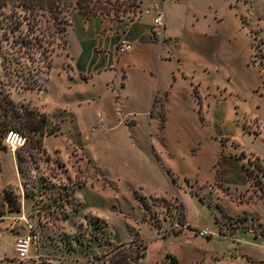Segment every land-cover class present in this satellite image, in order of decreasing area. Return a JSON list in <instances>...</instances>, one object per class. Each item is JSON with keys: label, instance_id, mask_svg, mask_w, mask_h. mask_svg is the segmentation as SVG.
<instances>
[{"label": "crops", "instance_id": "crops-1", "mask_svg": "<svg viewBox=\"0 0 264 264\" xmlns=\"http://www.w3.org/2000/svg\"><path fill=\"white\" fill-rule=\"evenodd\" d=\"M157 2L165 8L160 47L152 15L126 22L74 13L66 54L53 57L44 88L16 92V103L46 115L43 149L73 187L63 225L72 235L86 222L96 227L94 262L103 264H116L111 248L135 242L137 264H264V198L245 172L247 157L264 160V69L253 62L264 8L247 0H140L139 8ZM122 38L132 51L117 52ZM71 144L89 162L82 184ZM121 187L139 220L123 219L116 241L115 208L104 207ZM171 198L189 228L170 229L162 206ZM203 228L207 238L195 234ZM65 245L59 264L74 254Z\"/></svg>", "mask_w": 264, "mask_h": 264}, {"label": "rangeland", "instance_id": "rangeland-1", "mask_svg": "<svg viewBox=\"0 0 264 264\" xmlns=\"http://www.w3.org/2000/svg\"><path fill=\"white\" fill-rule=\"evenodd\" d=\"M247 1L256 11H263L264 0ZM111 4L110 15L98 17L126 22L141 17L140 0H112ZM65 54L66 49L59 57ZM253 62L264 69L262 37L254 42ZM4 90L8 89L4 87ZM34 90L38 89L11 90L10 98L16 103V92L29 93ZM38 120L36 119L34 123ZM12 132L25 137L26 145L16 152H12L6 146L4 151H0V264H59L54 259L62 258L61 251L66 246L65 242L71 243L70 249L74 252L70 257V264H103L101 261L94 262L96 254L92 246L102 234L96 230V227L86 222L88 226H78V234L72 235L63 225V220L68 216L65 206L72 200L73 187L67 180L60 163L51 159L45 152L43 142L41 150H32L28 146L27 134L17 130ZM53 143L52 139L47 140L48 146ZM17 156L22 159L20 166ZM126 193L127 188L121 187L116 202L106 204L104 207L105 212H111L113 206L115 208L110 222L116 241L124 239L127 231L125 218L130 225H134V222L139 220L137 208L129 203V196ZM119 213H122L124 218ZM20 237L31 239L28 259L24 261L18 260L14 251L15 241ZM78 243L82 245L81 248ZM110 250L111 253L107 256L109 260L112 262L118 260L117 250L114 247ZM87 259L92 262L87 263ZM128 264L135 263L131 261Z\"/></svg>", "mask_w": 264, "mask_h": 264}, {"label": "trees", "instance_id": "trees-1", "mask_svg": "<svg viewBox=\"0 0 264 264\" xmlns=\"http://www.w3.org/2000/svg\"><path fill=\"white\" fill-rule=\"evenodd\" d=\"M112 0H0V151L9 132L29 137L30 149H42L46 115L24 103H15L11 90H41L48 79L53 57L67 46L70 18L108 16ZM6 87L8 90H4ZM36 119L38 122L34 123ZM20 166L22 159L17 156ZM116 264H137L142 244L116 247ZM141 250V251H140Z\"/></svg>", "mask_w": 264, "mask_h": 264}, {"label": "built area", "instance_id": "built-area-1", "mask_svg": "<svg viewBox=\"0 0 264 264\" xmlns=\"http://www.w3.org/2000/svg\"><path fill=\"white\" fill-rule=\"evenodd\" d=\"M140 14L141 16L152 15L150 38L155 44L158 45V47H160L164 42V6L159 2L153 3L149 8L142 10ZM134 46V43L122 38L119 40L117 52L119 54L128 53L133 50ZM254 123V120H251L248 124L251 125ZM4 144L12 152H16L26 145V138L15 132H9L4 139ZM71 148L72 155L76 159L75 164L81 169V173L80 175L78 174L79 178L76 180V183L82 184L84 182V173L90 168L89 162L82 150L72 146V144ZM245 172L248 188L253 189L259 197L264 198V160H260L254 156L247 157L245 163ZM209 190H211V188H209ZM162 209L164 213H168L169 210L171 211V214H168L170 216L169 222L171 230L189 228V225L183 221L180 204L177 198L169 199L167 203L162 206ZM154 223L157 224L158 220H155ZM195 234L198 237L207 238L211 233L209 229L203 228L195 230ZM30 243V237H20L16 239L14 251L18 260L24 261L28 259ZM126 260L130 262L129 258Z\"/></svg>", "mask_w": 264, "mask_h": 264}]
</instances>
